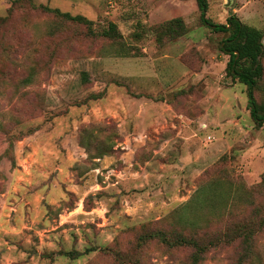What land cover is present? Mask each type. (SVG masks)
<instances>
[{
	"label": "rangeland",
	"instance_id": "374dc122",
	"mask_svg": "<svg viewBox=\"0 0 264 264\" xmlns=\"http://www.w3.org/2000/svg\"><path fill=\"white\" fill-rule=\"evenodd\" d=\"M208 4L211 22L235 13L264 46V0ZM173 18L184 34L162 33ZM109 22L120 38L101 34ZM228 35L196 0H0V264H188L193 249L169 243L178 231L222 237L202 264H238L245 244L223 234L264 225V169L248 179L254 164L238 157L264 143V125L227 74ZM219 175L220 210L197 201L175 216ZM254 252L264 264V228Z\"/></svg>",
	"mask_w": 264,
	"mask_h": 264
},
{
	"label": "trees",
	"instance_id": "16d2710c",
	"mask_svg": "<svg viewBox=\"0 0 264 264\" xmlns=\"http://www.w3.org/2000/svg\"><path fill=\"white\" fill-rule=\"evenodd\" d=\"M196 2L200 9L201 21L204 24L210 25L215 31L229 33L226 39H223V45L221 46L222 51L229 55L227 74L247 85L250 115L257 125H264V102L259 103L254 94L258 80L263 75V64L261 62V57L264 53L262 30L243 22L235 13L228 17L226 23H213L206 16L209 7L208 0H196ZM42 7L54 11L67 20L92 23L91 20L81 14L72 15L69 12H62L58 8L52 9L45 5H42ZM185 32L186 25L182 18L171 19L162 30L165 35H182ZM101 34L111 39L121 37V32L114 22H109V26ZM225 180V176L219 175L218 178H212L204 182L198 187L194 197L176 211L175 216L182 220L185 209L190 207L191 203L195 204L197 201L200 203L198 206L206 209V212L215 213L220 210L227 190L224 188L229 183H226ZM197 226H199L197 223L193 225V227ZM263 228L264 225L258 222L256 226L254 221L250 220L234 222L231 227L224 231L223 236L228 243L241 240L245 244L238 264H254L255 260L259 258L254 250L257 237ZM159 237L167 240V234L164 232H161ZM201 238L197 235L187 236L182 231H178L177 235L169 243L191 247L193 252L188 264H202L205 253L211 248L220 246L224 241L221 236H214V238L211 237L206 241L201 240Z\"/></svg>",
	"mask_w": 264,
	"mask_h": 264
},
{
	"label": "crops",
	"instance_id": "0c3cea01",
	"mask_svg": "<svg viewBox=\"0 0 264 264\" xmlns=\"http://www.w3.org/2000/svg\"><path fill=\"white\" fill-rule=\"evenodd\" d=\"M226 109H228V108H226ZM228 110L224 114H230L232 116H235L236 113H237V115L240 113V111L238 109L235 110L232 106H230ZM216 119L217 118H214L213 121H215ZM233 122L236 123V120H234ZM234 129L235 128H233V130ZM213 154L215 155V152L209 153L208 157H211ZM215 156H217V154ZM238 157H242L247 162L251 161L254 164L255 174L253 173L252 175H249L248 179L249 178L252 179L254 177H257L259 175V172L262 169H264V143H262L260 145V147L256 150V152L253 155H251L249 152L248 153L247 152H244V153L241 152L240 154H238Z\"/></svg>",
	"mask_w": 264,
	"mask_h": 264
},
{
	"label": "built area",
	"instance_id": "2783aa9c",
	"mask_svg": "<svg viewBox=\"0 0 264 264\" xmlns=\"http://www.w3.org/2000/svg\"><path fill=\"white\" fill-rule=\"evenodd\" d=\"M202 128L205 130H209V125L207 123H203ZM213 136H214L213 133H210V134L205 135V138L207 141H212L214 138Z\"/></svg>",
	"mask_w": 264,
	"mask_h": 264
}]
</instances>
